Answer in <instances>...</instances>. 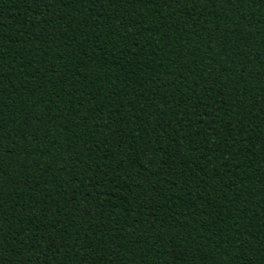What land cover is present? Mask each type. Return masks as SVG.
Here are the masks:
<instances>
[{
	"label": "trees",
	"instance_id": "1",
	"mask_svg": "<svg viewBox=\"0 0 264 264\" xmlns=\"http://www.w3.org/2000/svg\"><path fill=\"white\" fill-rule=\"evenodd\" d=\"M0 264H264V0H0Z\"/></svg>",
	"mask_w": 264,
	"mask_h": 264
}]
</instances>
